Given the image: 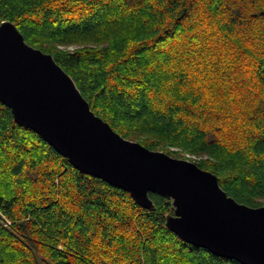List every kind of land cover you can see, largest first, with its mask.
I'll list each match as a JSON object with an SVG mask.
<instances>
[{
	"label": "trees",
	"instance_id": "trees-1",
	"mask_svg": "<svg viewBox=\"0 0 264 264\" xmlns=\"http://www.w3.org/2000/svg\"><path fill=\"white\" fill-rule=\"evenodd\" d=\"M2 21L122 137L194 154L264 205V0H0ZM149 197L79 171L0 102V264H242L180 239L171 200Z\"/></svg>",
	"mask_w": 264,
	"mask_h": 264
},
{
	"label": "water",
	"instance_id": "water-1",
	"mask_svg": "<svg viewBox=\"0 0 264 264\" xmlns=\"http://www.w3.org/2000/svg\"><path fill=\"white\" fill-rule=\"evenodd\" d=\"M0 102L79 171L127 191L147 210L149 192L171 200L166 227L183 241L242 264H264V205L236 201L216 174L185 158L126 139L96 115L72 77L0 23Z\"/></svg>",
	"mask_w": 264,
	"mask_h": 264
},
{
	"label": "built area",
	"instance_id": "built-area-1",
	"mask_svg": "<svg viewBox=\"0 0 264 264\" xmlns=\"http://www.w3.org/2000/svg\"><path fill=\"white\" fill-rule=\"evenodd\" d=\"M172 149H177V148H172ZM184 158L185 159H188V160H190V161H192V162H195V161H197L200 157H198V156H196V155H194V154H191V153H184Z\"/></svg>",
	"mask_w": 264,
	"mask_h": 264
},
{
	"label": "rangeland",
	"instance_id": "rangeland-1",
	"mask_svg": "<svg viewBox=\"0 0 264 264\" xmlns=\"http://www.w3.org/2000/svg\"><path fill=\"white\" fill-rule=\"evenodd\" d=\"M71 48V47H70Z\"/></svg>",
	"mask_w": 264,
	"mask_h": 264
}]
</instances>
